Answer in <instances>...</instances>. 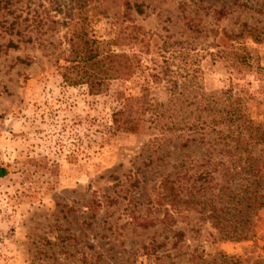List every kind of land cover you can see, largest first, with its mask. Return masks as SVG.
<instances>
[{
    "label": "rangeland",
    "instance_id": "1",
    "mask_svg": "<svg viewBox=\"0 0 264 264\" xmlns=\"http://www.w3.org/2000/svg\"><path fill=\"white\" fill-rule=\"evenodd\" d=\"M75 8H85L99 38L128 34L112 48L142 49L130 81L100 95L63 82L56 60ZM243 22L261 30L258 42L223 36ZM133 26L144 33L138 40L129 37ZM163 41L172 43L166 56L179 52L175 70L198 66L204 90L230 88L264 121V0H0V264H83L84 254L99 253L112 264H149L142 244L178 229L184 240L175 248L168 239L160 252L171 256L161 264H191L190 255L200 264H264V208L250 237L218 240L194 206L161 201L162 176L199 148H181L183 138L158 128L112 127L116 91L144 83L162 61ZM242 46L247 63L237 68L210 55ZM165 209L173 215L167 226Z\"/></svg>",
    "mask_w": 264,
    "mask_h": 264
},
{
    "label": "trees",
    "instance_id": "2",
    "mask_svg": "<svg viewBox=\"0 0 264 264\" xmlns=\"http://www.w3.org/2000/svg\"><path fill=\"white\" fill-rule=\"evenodd\" d=\"M75 9L78 12L69 18L65 34L66 47L56 60L63 82L69 86L84 85L89 95H100L107 92L113 81H130L141 67L142 49L112 48L123 46L121 40L127 39L128 34L119 33L111 40L99 38L88 25L85 8ZM131 28L134 33L129 37L138 40L144 35L140 27ZM260 32L256 26L243 22L237 32L223 30L222 34L230 42L246 37L258 42ZM214 34L218 35L217 30ZM8 46L16 44L9 41ZM171 46L172 43L163 41L162 61L151 68L143 84H124L116 91L118 107L111 113L112 127L129 133H141L145 127L158 128L183 138L181 148H199L198 157L176 162L174 171L162 176L161 201L170 206H194L205 214L218 240L248 238L253 231V217L264 208V121L254 119L241 97L230 88L204 90L198 66L180 68L183 72L175 70L173 59L179 52L165 55ZM210 55L229 60L233 68H237V61L247 63L244 46L219 48ZM172 220L170 209H165L161 222L167 226ZM184 237L182 230H174L159 242L153 239L142 244V253L149 264H161L171 256L160 252L168 239L174 238L171 245L177 248ZM82 257L83 264H112L103 253ZM199 259L190 255L189 260L191 264H200ZM117 260L127 264V260L122 263L121 257Z\"/></svg>",
    "mask_w": 264,
    "mask_h": 264
}]
</instances>
